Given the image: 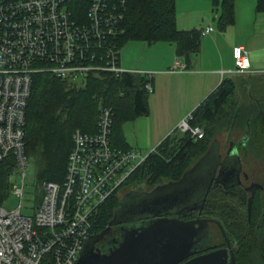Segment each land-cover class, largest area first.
Segmentation results:
<instances>
[{
    "label": "trees",
    "instance_id": "obj_1",
    "mask_svg": "<svg viewBox=\"0 0 264 264\" xmlns=\"http://www.w3.org/2000/svg\"><path fill=\"white\" fill-rule=\"evenodd\" d=\"M123 1L125 33L120 48L127 41L169 42L175 45L177 57L185 61L198 52L201 31L177 28L176 0ZM210 1L214 10L219 12L218 30L234 23L236 0ZM255 11L264 12V0H256ZM235 76L241 74L223 78L190 112L189 124L202 129V138L192 137L189 132H181L178 128L171 131L146 154L127 182L98 207L91 219L90 236L106 229L125 194L147 192L163 183L178 181L212 144H220L216 138L220 133L244 130L238 140L230 142L240 152L237 156L240 167L242 157L253 156L264 162V75L246 74V82L237 81ZM148 82L151 80L139 73L101 78L90 76L82 84L61 81L45 73L33 75L26 108L24 154L35 165L38 182L63 181L72 133L76 129L95 133L101 106L111 107L113 112L111 145L130 148L125 141L123 125L148 114L149 93L145 89ZM15 166L11 156L0 162V205L9 195V176ZM126 188L128 192L121 195ZM249 197L252 199L248 215ZM202 210L220 224L234 247L237 264H264V180L254 182L248 191L239 184L212 183ZM187 215L192 216L194 212L189 210L181 214ZM217 229L224 240L219 226ZM120 235L119 226L112 225L97 242L98 248L106 252L120 241Z\"/></svg>",
    "mask_w": 264,
    "mask_h": 264
},
{
    "label": "built area",
    "instance_id": "obj_2",
    "mask_svg": "<svg viewBox=\"0 0 264 264\" xmlns=\"http://www.w3.org/2000/svg\"><path fill=\"white\" fill-rule=\"evenodd\" d=\"M123 0H0V162L11 156L16 171L24 170L26 108L32 76L82 84L88 77L139 73L149 81L152 71L120 66L125 29ZM212 27L201 31L208 33ZM234 74H259L252 70L247 51L232 49ZM177 58L170 71H183ZM79 82V83H78ZM148 93L151 82L145 85ZM112 109L101 106L97 131L76 129L61 183L42 182V194L32 214L20 204L7 210L0 205V264H74L91 235V219L98 207L116 192L143 163L133 148L113 147L110 141ZM187 114L177 125L181 132L202 138ZM12 194L21 196L22 186Z\"/></svg>",
    "mask_w": 264,
    "mask_h": 264
},
{
    "label": "crops",
    "instance_id": "obj_3",
    "mask_svg": "<svg viewBox=\"0 0 264 264\" xmlns=\"http://www.w3.org/2000/svg\"><path fill=\"white\" fill-rule=\"evenodd\" d=\"M255 2L236 0L234 23L220 31L216 27L219 12L214 10L210 0H176L178 29L202 31L212 27L201 35L198 52L187 61L177 57L175 45L169 42L130 41L120 48V66L153 72L148 114L123 125L125 141L130 148L142 154L144 149L147 153L153 150L223 78L236 75L232 73L233 47L242 46L247 51L251 69L264 75V12L255 11ZM177 58L186 68L170 71ZM134 128L137 130L133 131Z\"/></svg>",
    "mask_w": 264,
    "mask_h": 264
},
{
    "label": "water",
    "instance_id": "obj_4",
    "mask_svg": "<svg viewBox=\"0 0 264 264\" xmlns=\"http://www.w3.org/2000/svg\"><path fill=\"white\" fill-rule=\"evenodd\" d=\"M218 147L216 145L213 150L209 147L206 154L198 159L200 161L209 157L213 169L206 178L205 175H199L194 185L186 191L167 189L169 184L181 183L191 175L198 160L178 181L163 183L147 192L125 194L106 229L84 241L74 264H237L230 241L219 223L217 225L226 247L209 250L211 234L207 220H185L174 216L192 210V205L203 206L212 181L222 184L219 180L226 174L233 177L238 175L241 167L238 165L237 148L230 143L222 156ZM196 184L199 191L195 189ZM251 199L249 197L247 202L248 215ZM112 225L119 226L120 241L102 252L96 243ZM201 237L203 243L200 244Z\"/></svg>",
    "mask_w": 264,
    "mask_h": 264
},
{
    "label": "rangeland",
    "instance_id": "obj_5",
    "mask_svg": "<svg viewBox=\"0 0 264 264\" xmlns=\"http://www.w3.org/2000/svg\"><path fill=\"white\" fill-rule=\"evenodd\" d=\"M129 42L130 41L125 42L122 46L124 47V45H126ZM236 75H240V74H236ZM245 75L246 74L243 73L241 74V76H235V78L239 82H246L248 81V79H247V76ZM263 80H264V77H263ZM136 130L135 128L133 129V131H136ZM128 132H130V130H128ZM243 133H244V130H237V131H232L230 133L223 132L217 135L216 138L218 142H220V144H218L219 145L218 152L222 154L223 156L225 151L229 149L231 140H238L242 136ZM215 148H216V145L212 144L211 149L213 150ZM142 152H143V155L147 154V149H144ZM239 154L240 152L238 151V156H240ZM208 158L201 159L200 161L198 160L197 161L198 163L196 162L194 166L195 170L192 172L191 175L187 176L181 183L169 184L167 190L177 189L179 191H183V190L186 191L187 189L191 188L194 185V182L196 181L195 179L196 178L198 179L199 175H205L204 178H206V176H208V173L213 169L212 161L208 160ZM241 166H242V170H244L246 174L248 175V179L246 181L243 180L244 185H248L249 182H257V181L261 182L262 180H264L263 160L254 158L253 156H247L245 158L242 157ZM9 184H10L9 185L10 186L9 195L7 196V198L1 205H3V207L7 210H11V209L17 208L18 205L20 204L21 212L23 214H27V215L32 214L35 210V204L39 201L40 196L42 194V183L38 182L37 180L36 169H35V165L33 164V162L28 161V165L24 170L23 178L21 176V172L16 171L15 169L9 176ZM13 185L19 186V187L22 186L21 196H16L12 194L11 188ZM146 189L148 190L149 188L147 187ZM195 189L196 191H199L198 184L195 185ZM126 191L128 192L127 188L123 189L121 195L125 193ZM209 229H210V232H212L214 236L213 243L220 242L221 236L217 229V226L216 225L211 226Z\"/></svg>",
    "mask_w": 264,
    "mask_h": 264
},
{
    "label": "flooded vegetation",
    "instance_id": "obj_6",
    "mask_svg": "<svg viewBox=\"0 0 264 264\" xmlns=\"http://www.w3.org/2000/svg\"><path fill=\"white\" fill-rule=\"evenodd\" d=\"M247 179H248V175L246 174V172L244 170H242V167H241L240 168V171H239V173H238L237 176H234L233 177L230 174H226L224 177L220 178L219 181H221L222 184L224 183L226 185L227 184H231V185H233V184H239V185L243 186L245 190L248 191V190H250L251 187H253L254 182H249L248 185H244L243 180L246 181ZM212 183H213V181H212ZM197 205H192L191 206V207H193L192 211L194 212V215H192V216L191 215H187L185 217L184 216H181V215H174V216H176L177 218L185 219V220H192V219H196V218H198V219H205L208 222V228H210L211 226H214V225L218 226L215 219H213V218H211L209 216H206L205 214L202 213V211H203L202 210V207L203 206L200 207V206H197ZM171 216H173V215H171ZM214 220H215V222H214ZM209 232H210V229H209ZM210 234H211V238H210V244H209V247H208V248H210L209 250L226 247L224 240H221L220 242L213 243V237L214 236H213L212 232H210ZM201 243H203L202 237H201L200 244ZM98 245L99 244L96 243V246L97 247H99ZM231 247H232V250H233L234 247H233L232 244H231ZM109 249L110 248H108V250Z\"/></svg>",
    "mask_w": 264,
    "mask_h": 264
}]
</instances>
